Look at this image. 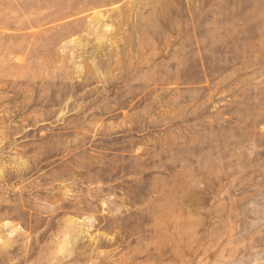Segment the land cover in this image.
I'll list each match as a JSON object with an SVG mask.
<instances>
[{
  "label": "rangeland",
  "instance_id": "obj_1",
  "mask_svg": "<svg viewBox=\"0 0 264 264\" xmlns=\"http://www.w3.org/2000/svg\"><path fill=\"white\" fill-rule=\"evenodd\" d=\"M0 264H264V0H0Z\"/></svg>",
  "mask_w": 264,
  "mask_h": 264
}]
</instances>
